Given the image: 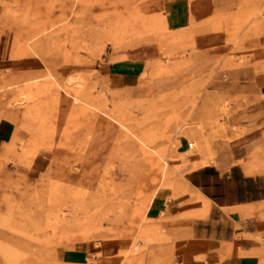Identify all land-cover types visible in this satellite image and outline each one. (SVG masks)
<instances>
[{"label":"rangeland","instance_id":"obj_1","mask_svg":"<svg viewBox=\"0 0 264 264\" xmlns=\"http://www.w3.org/2000/svg\"><path fill=\"white\" fill-rule=\"evenodd\" d=\"M198 157L264 197V0L0 1V264H206Z\"/></svg>","mask_w":264,"mask_h":264},{"label":"crops","instance_id":"obj_2","mask_svg":"<svg viewBox=\"0 0 264 264\" xmlns=\"http://www.w3.org/2000/svg\"><path fill=\"white\" fill-rule=\"evenodd\" d=\"M10 2L16 0H0ZM201 51H207L209 45L202 44ZM250 141L239 145L240 150L252 143ZM230 157H220L218 163L228 165ZM202 158L190 160L189 165L184 168V180L202 199L212 203L220 209H225L232 222L233 235L227 247L221 249L224 253L216 254L206 264H264V197H254L247 194L242 188L241 181L255 180L257 173L246 174L244 169L230 165L227 168H217L213 164H204ZM178 166H182L178 163ZM237 177H239L236 180ZM156 199V198H155ZM153 200L150 209L162 211L167 217L180 215L181 205H170L169 203H159L154 206ZM162 206V207H160ZM217 251L220 249L217 247Z\"/></svg>","mask_w":264,"mask_h":264},{"label":"bare ground","instance_id":"obj_3","mask_svg":"<svg viewBox=\"0 0 264 264\" xmlns=\"http://www.w3.org/2000/svg\"><path fill=\"white\" fill-rule=\"evenodd\" d=\"M61 207H63V205H61Z\"/></svg>","mask_w":264,"mask_h":264},{"label":"built area","instance_id":"obj_4","mask_svg":"<svg viewBox=\"0 0 264 264\" xmlns=\"http://www.w3.org/2000/svg\"><path fill=\"white\" fill-rule=\"evenodd\" d=\"M189 148H190V144H189Z\"/></svg>","mask_w":264,"mask_h":264}]
</instances>
